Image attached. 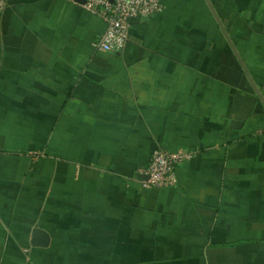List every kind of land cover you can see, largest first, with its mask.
Returning a JSON list of instances; mask_svg holds the SVG:
<instances>
[{"label":"crops","instance_id":"1","mask_svg":"<svg viewBox=\"0 0 264 264\" xmlns=\"http://www.w3.org/2000/svg\"><path fill=\"white\" fill-rule=\"evenodd\" d=\"M0 1V264H264V90L208 0L215 25L162 0L120 52L77 0ZM154 150L185 155L171 186L138 177Z\"/></svg>","mask_w":264,"mask_h":264},{"label":"rangeland","instance_id":"2","mask_svg":"<svg viewBox=\"0 0 264 264\" xmlns=\"http://www.w3.org/2000/svg\"><path fill=\"white\" fill-rule=\"evenodd\" d=\"M209 3L213 6L215 14L218 16V21L220 25L224 26V28L229 32L230 35H233V40L235 43L239 40L242 41V48L238 51L239 57L242 58H249L245 59V61L250 60L253 65L247 64V68L251 71V74L255 78V81L260 84L262 90H264V0H208ZM191 2V1H190ZM189 4V1H187ZM193 6L196 5V2L192 0ZM200 9V11L207 15V24L209 26L215 25L214 20L209 16V7L207 2L204 3L203 0H198V4L196 5ZM195 6V7H196ZM206 8V9H205ZM208 8V9H207ZM232 29L234 32H232ZM212 35L208 36L209 41L215 40L211 37H216L213 33ZM217 39H220L216 37ZM229 57L223 56V72L224 76L227 78L228 82L233 84L235 81L238 82L239 80V73L236 72V66L229 63ZM228 68V69H227ZM232 70V72H231ZM238 74V75H237ZM236 82V83H237ZM243 79L238 82V85L241 88L244 87ZM258 89V88H257ZM164 152L170 155H182L180 152H168L163 150ZM33 156L34 152L32 153ZM143 184V183H142ZM173 184V183H172ZM166 185L162 187L171 186ZM145 188H151L146 187ZM168 244H174L175 242L171 241H162L161 247ZM189 246L190 242H184ZM194 248V246L190 244L189 250ZM241 246L239 247L240 250ZM223 251V250H221ZM243 248L241 249L242 253ZM196 253H199L197 251ZM160 254V253H159ZM252 255V254H251ZM235 255L234 253L231 255H221L216 253L215 250L210 251L207 257H192L187 258L182 256V258H170L167 256H163L162 254L159 257H149L144 256L143 261L144 263L148 264H194L196 263H206V264H220L224 261L226 263L228 261L229 264H232ZM155 259L158 263H149L150 260ZM170 261V262H169ZM185 261V262H184ZM169 262V263H168ZM223 263V264H224Z\"/></svg>","mask_w":264,"mask_h":264},{"label":"built area","instance_id":"3","mask_svg":"<svg viewBox=\"0 0 264 264\" xmlns=\"http://www.w3.org/2000/svg\"><path fill=\"white\" fill-rule=\"evenodd\" d=\"M3 3L0 1V7ZM89 12L102 18L105 28L97 42V49L104 52H120L129 36L130 21L148 18L163 9L162 0H86L83 4ZM185 155H170L163 150H154L143 174L146 187H162L174 181L175 164Z\"/></svg>","mask_w":264,"mask_h":264},{"label":"water","instance_id":"4","mask_svg":"<svg viewBox=\"0 0 264 264\" xmlns=\"http://www.w3.org/2000/svg\"><path fill=\"white\" fill-rule=\"evenodd\" d=\"M79 3L84 4L86 0H77ZM138 177H140L143 180L148 179V176L145 174H139ZM50 241L49 234L39 227H34L32 229V236L30 240V244L32 246H41L45 247L48 246Z\"/></svg>","mask_w":264,"mask_h":264}]
</instances>
